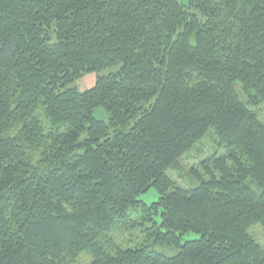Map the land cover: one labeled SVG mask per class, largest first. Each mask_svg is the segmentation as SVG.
I'll return each mask as SVG.
<instances>
[{
    "label": "trees",
    "instance_id": "16d2710c",
    "mask_svg": "<svg viewBox=\"0 0 264 264\" xmlns=\"http://www.w3.org/2000/svg\"><path fill=\"white\" fill-rule=\"evenodd\" d=\"M261 104L264 0H0V264H264Z\"/></svg>",
    "mask_w": 264,
    "mask_h": 264
},
{
    "label": "rangeland",
    "instance_id": "374dc122",
    "mask_svg": "<svg viewBox=\"0 0 264 264\" xmlns=\"http://www.w3.org/2000/svg\"><path fill=\"white\" fill-rule=\"evenodd\" d=\"M186 2L187 0H181ZM101 73V72H100ZM95 82V72L85 73L81 77L77 78L72 82V86L77 87L79 90H84L91 87ZM258 117L264 122V104L256 107L254 109ZM101 114L99 113V116ZM106 117V116H104ZM224 151V146L221 145L215 135V133L209 129L204 136H202L198 141H196L184 154L178 158L176 162L168 170L170 177L178 184L183 186H192L197 184L196 174L201 173V168L199 166L200 161L213 154L220 153ZM157 193L150 189L146 193L139 196L141 200L146 203H150L157 199ZM118 231L114 234L116 241L122 245H136L144 241L142 234L139 229L133 231ZM252 235L264 244V229L260 226H256L250 231ZM195 233H188L184 236V239L196 237ZM150 248L161 252L166 255H175L178 248L173 245H167L160 242L147 241ZM79 263L85 264L89 261V256L82 252L78 256Z\"/></svg>",
    "mask_w": 264,
    "mask_h": 264
}]
</instances>
